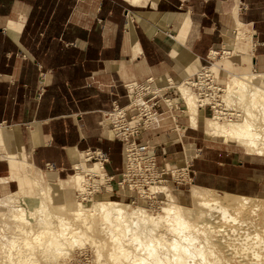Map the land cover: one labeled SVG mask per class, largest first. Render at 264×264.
I'll use <instances>...</instances> for the list:
<instances>
[{"label":"crops","instance_id":"crops-1","mask_svg":"<svg viewBox=\"0 0 264 264\" xmlns=\"http://www.w3.org/2000/svg\"><path fill=\"white\" fill-rule=\"evenodd\" d=\"M241 29L251 36L248 49L233 43L238 34L250 40ZM234 47L245 54L214 62L216 74L229 63L232 74L264 75V0H0V122L5 135H17L0 159V198L19 192V178L30 170L47 183L66 180L86 150L107 152L104 171L117 177L123 144L104 115L113 102L126 108L124 84L152 79L157 87L169 78L178 85L209 52ZM253 81L264 88L260 77ZM165 95L180 103L174 89ZM158 105L157 123L137 136L157 160L166 166L192 145L201 161H191V180L227 194L264 196V156L208 144L205 109L198 128L186 116L174 127V112ZM134 113L126 109L127 117ZM11 153L32 167L12 170ZM116 195L123 196H110Z\"/></svg>","mask_w":264,"mask_h":264},{"label":"bare ground","instance_id":"bare-ground-1","mask_svg":"<svg viewBox=\"0 0 264 264\" xmlns=\"http://www.w3.org/2000/svg\"><path fill=\"white\" fill-rule=\"evenodd\" d=\"M241 38L238 34L237 39ZM229 76L226 93L236 92L238 101L246 103L244 115L238 121L221 120L218 113L206 118L205 137L215 143L242 147L246 154L264 156V88L253 81L256 77L264 80V75L247 72ZM188 79L174 87L183 98L189 127L198 128L202 108L185 82ZM167 103L174 108L175 99ZM5 130L0 128V142L8 150L16 146L17 135L16 131L5 135ZM186 148L188 160L192 154L190 146ZM9 164L15 171L32 167L25 160L19 162L16 154L9 156ZM75 168L68 179L58 182H72L83 191L84 185L93 188V183L84 177L86 173H105L97 162H78ZM25 187L36 188V197L25 194ZM19 189L0 198V264H63L72 248L83 249L86 245L94 248L97 264H264V237L246 231L264 220V200L258 198L216 194L214 189L192 184L190 197L201 208L195 210L180 204L165 184H153L141 193L142 198L152 199L155 194H163L164 198L157 211L150 212L140 205L113 199H68L54 205L52 187L41 173L37 178H19ZM19 193L25 194L23 201H16ZM55 207L64 214L53 211ZM193 215L198 221L190 218ZM219 221L222 225H212ZM223 223L236 226L225 227ZM97 231L108 241L95 237ZM35 248L40 252L37 256ZM245 254L246 260L239 262L238 258Z\"/></svg>","mask_w":264,"mask_h":264},{"label":"built area","instance_id":"built-area-1","mask_svg":"<svg viewBox=\"0 0 264 264\" xmlns=\"http://www.w3.org/2000/svg\"><path fill=\"white\" fill-rule=\"evenodd\" d=\"M229 52L232 51L224 48L215 50L216 54L211 55L212 51L209 52L206 58L207 64L201 66L193 76L185 81L192 91L199 108L210 110L212 115L218 113L223 120L239 119L242 114L236 92L228 95L226 93V84L222 83L219 74H216L211 69V65L215 62L211 58L217 57L216 60H220L223 57H231L232 53L229 54ZM253 72L255 71L253 70ZM152 82V79H148L145 83L134 81L125 83L124 88L128 97L126 108H119L113 102L112 110L104 115L111 125L114 138L123 144V166L118 174V180L114 182L120 189L127 188L129 191L144 192L148 190L149 186L165 181L162 178L165 172L159 169L155 156L148 151V146H139L136 143L140 129H149L157 123L158 117L162 113L157 111L159 100L164 103L168 112L171 113L176 110L167 103L168 98L165 95L167 90L175 88L172 81L168 78L166 85L158 89L151 87ZM126 109L135 110V113L127 117ZM170 117L175 124L177 122L176 115L170 114ZM6 127L5 124L0 122V128L5 129ZM175 127H177V124H175ZM4 154L5 151L0 142V159ZM82 160L86 163L97 162L103 170L104 164L108 162L109 157L107 152L92 149L82 152L80 162ZM47 169L52 170L53 165L47 164ZM73 171L74 173L76 172L75 167ZM84 177L88 183L93 180L91 174L86 173ZM96 177L100 179L99 182L106 186H111L114 180V176H110L106 172L103 176ZM96 189L92 190L89 185H84L83 191L80 189L76 190V199L84 201Z\"/></svg>","mask_w":264,"mask_h":264},{"label":"rangeland","instance_id":"rangeland-1","mask_svg":"<svg viewBox=\"0 0 264 264\" xmlns=\"http://www.w3.org/2000/svg\"><path fill=\"white\" fill-rule=\"evenodd\" d=\"M242 30V29H241ZM244 33H245V36H247V37H249L250 36V34H249V32L248 31H244V30H242ZM237 33H235V35H236ZM250 39V38H249ZM234 44H235V46H239L240 48H244V47H246V49H248V48H250V45H251V39L250 40H245V38L244 39H238V40H235L234 42H233ZM237 47H234L231 51L232 52H230L229 54H231L232 53V56L233 55H237V56H239V54H245V52H241V50H239ZM215 58H217V57H215ZM224 59H227V58H229V57H223ZM221 60H223V59H221ZM215 62L216 61H218V60H214ZM228 62V61H227ZM205 64H207L206 62H205ZM204 64V65H205ZM212 66V65H211ZM227 69H229L230 68V65H229V63L228 64H226V66H225ZM227 69H224V72H221V74L219 75L220 76V81L222 82V83H229L230 82V74H232V73H230V71L228 70V71H226ZM212 70L214 71V67L212 68ZM225 73H226V75H225ZM228 73V74H227ZM242 73H245V72H242ZM241 73V74H242ZM233 75V74H232ZM235 75H237V74H235ZM182 83V82H181ZM152 88H157V87H155L154 85L152 86ZM174 90L176 91V93H177V97L179 98V104H177V100H176V104H173L172 105V107H174V106H176L177 107V105H178V109L176 108V111H173L174 112V114L176 115V117H177V121L179 120V122H180V120H181V122L183 121V118L186 116V114L183 112V108H184V104H183V98H181L182 96H180L179 95V93L177 92V90H176V88H174ZM163 98H165V97H163ZM240 101H238V103H239ZM159 104V103H158ZM161 104H163L164 105V103L161 101ZM245 104L246 103H242V102H240L239 103V105H240V108H241V112H242V114H241V116H240V118L239 119H241V117L244 115V108L246 107L245 106ZM165 106V105H164ZM166 108V107H165ZM160 109V108H159ZM182 110V111H181ZM158 111V110H157ZM162 111V110H161ZM165 111H167V109H165ZM184 111H185V108H184ZM158 112H160V111H158ZM168 112V111H167ZM203 112V111H202ZM169 114H170V112H169ZM205 114H206V117L208 118V117H212L213 115H212V113L210 112V110H208V109H205ZM171 118V117H170ZM239 119H235V121L237 120H239ZM221 120H223V119H221ZM226 121V120H225ZM174 123V122H173ZM259 123V125H261L260 124V122H258ZM174 127H175V124H174ZM202 136L204 137V134L202 133ZM137 143V145H139V146H143V145H146V146H148V144H140V143H138V142H136ZM207 143L208 144H211V145H216V146H219V147H221V148H226L227 150H232V151H234V152H236V153H245L246 154V152L244 151V149L242 148V147H239V146H234L233 144H228V145H226V144H223V143H219V142H211V141H207ZM5 146V145H4ZM4 146H3V150L5 151V149H4ZM186 146H191L192 147V149L193 150H191V147H190V149H189V152H190V154H192V157L191 158H189L188 160L186 159V156H187V148H186ZM148 148V147H147ZM148 151H149V148H148ZM184 151H185V157L184 156H179V157H177L178 159H176L175 161H173V162H171L170 164H168V165H166L165 166V164L168 162L167 160H162L161 159V161H159V160H157V158H156V161H157V165H158V167H159V169H162V170H164V174L162 175V178L165 180V181H163V182H161V183H155V184H165L169 189H170V191L171 192H173L172 194L173 195H175V197L177 198V200H178V202L180 203V204H182L183 206H185V207H191V208H193V209H195V210H198V209H201L200 208V206H198L195 202H193L192 201V199H190V198H188L189 197V190H190V188H191V185L192 184H196V185H199V186H202L201 184H199L198 183V181L195 179V180H191L190 178H189V169H190V166L189 165H191V161L192 160H194L195 158H199V156L200 155H197V153H195V150H194V148H193V146L192 145H185L184 146ZM6 152V151H5ZM192 152V153H191ZM196 154V155H195ZM199 154V153H198ZM152 155H154V154H152ZM155 156V155H154ZM194 156H195V158H194ZM121 157H122V166H123V161H124V155H123V145H122V150H121ZM164 157V156H163ZM199 161H201L200 160V158L198 159ZM80 162V161H79ZM81 162H84V161H81ZM96 163V162H95ZM184 168H186L184 171H183V169ZM181 169H182V172H181ZM175 170V171H174ZM171 171H172V173H171ZM74 173V171L72 170V173L71 174H73ZM26 175H29V176H31V177H35V178H37V175H39V173H38V171H32V170H30L29 172H27V173H25ZM47 174V173H46ZM83 175V174H82ZM64 178H68V176H66V177H64ZM64 178H62V179H64ZM95 178V179H94ZM48 179H50L49 180V183H47V185L49 184V185H51V187H52V190H51V192H50V194L52 195V197H53V199H54V205H56V204H62L63 203V201H67L68 199H71V200H74V199H76V187H74V185H73V183L72 182H69V185H65L63 182L62 183H59L56 179H52V178H50V177H48ZM96 179H98V177H96V176H93V180H92V182L91 183H93V188H92V190L93 189H95L96 188V186H97V189L95 190V192L94 193H92V195L91 196H89V198H87V199H91V198H93V199H105V200H107V199H113V200H116V201H120V202H123V203H126V204H130V205H132V206H135V205H140V206H142V207H144V208H146V209H148L150 212H156L157 211V209H158V207H160V205H161V200L164 198V195L163 194H155L153 197H152V199H146V198H142V196H141V193H142V191H138V192H136V191H129L127 188H124V189H120V188H118L117 187V189L116 190H111V186L110 185H108V186H106V185H104L102 182H99L100 181V179H99V181H97ZM116 180H118V176L117 177H114V180H113V182L111 183V185L116 181ZM194 181V182H193ZM103 184V185H102ZM44 185H46L45 183H44ZM64 186V187H63ZM67 187H69V189L67 188ZM202 187H204V186H202ZM35 189L36 188H33V187H25V189H24V193L25 194H28V193H30V194H32V195H34L35 197H36V195H35V193H36V191H35ZM117 191H119L120 192V194H121V192H122V195L124 196H120V195H116V196H110L111 195V192H114L115 194H117ZM124 191V192H123ZM215 191H217L216 192V194H222L223 192H221L220 193V190H215ZM219 191V192H218ZM215 193V192H214ZM25 194H23V193H19V194H17V196H15V198H16V201H23L26 197H25ZM183 195V196H182ZM233 195V194H232ZM181 196L182 197H184L185 199V201L181 198ZM233 196H242V195H236V194H234ZM104 197V198H103ZM250 197H252V196H250ZM254 198H258V199H260V200H264V196H255ZM86 199V200H87ZM77 200V199H76ZM85 200V201H86ZM79 201V200H78ZM53 211H57V212H59L60 214H64V211L62 212V211H60V209H59V207H55L54 209H53ZM197 215H193L192 217H190L193 221H198V219H196L195 217H196ZM28 218H29V220L31 221V222H34V218H30L29 216H27ZM243 217V216H242ZM213 223V222H212ZM212 225H216V226H219V225H222V223L219 221V222H214ZM223 225H225V227L226 226H228L229 227V225H232V226H236L235 224H232V223H228V225L227 224H225V223H223ZM227 227V228H228ZM219 230H220V228H218ZM225 230V229H224ZM262 230H264V220H261L260 222H258V224L256 223L255 225H253V226H249L248 227V229L246 230V231H248V232H250L251 234H253V233H260L261 234V236L262 237H264V233H262ZM8 231V233H9V230H7ZM252 231V232H251ZM254 231V232H253ZM220 232V231H219ZM219 232L217 233V234H219ZM226 232H227V230H226ZM226 232H224V233H226ZM221 234V233H220ZM94 236L95 237H98V238H100V239H106V237H105V235L104 234H102V232L101 231H97V232H94ZM224 237H227V235H223ZM103 237V238H102ZM107 241H108V239H106ZM261 240H262V238H261ZM253 241V240H252ZM255 241V240H254ZM35 250H36V248H35ZM103 253L105 252V250H103L102 251ZM35 254H36V256L38 255V254H40V252H39V250H36L35 251ZM95 253H94V248L93 247H91V246H89V245H86L85 246V248H79V247H75V248H72L71 249V251H70V253H69V255H68V258L69 259H66V261L63 263V264H97L96 263V260H95V255H94ZM226 254V253H225ZM38 257H40V255L38 256ZM244 257V258H243ZM242 258H238V260H241V261H239V262H244L246 259L245 258H247V254H245L244 256H243ZM41 258V257H40ZM262 261H264V259H262Z\"/></svg>","mask_w":264,"mask_h":264}]
</instances>
